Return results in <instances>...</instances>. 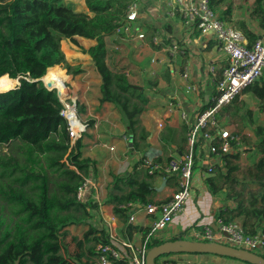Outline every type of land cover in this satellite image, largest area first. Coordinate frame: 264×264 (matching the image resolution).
<instances>
[{"label":"trees","instance_id":"16d2710c","mask_svg":"<svg viewBox=\"0 0 264 264\" xmlns=\"http://www.w3.org/2000/svg\"><path fill=\"white\" fill-rule=\"evenodd\" d=\"M131 1L85 0L87 10H78L71 0H0V78L8 75L20 79V84L11 89L4 90L0 83V91H4L0 92V264H91L103 253L111 264H132L130 250L113 240L105 224L97 219L94 198L78 199L84 177L96 172V161L84 155L82 136L75 140L71 136L57 91L47 89L41 80L35 81L52 69L64 71L69 77L84 71L81 64L69 61L62 49V41L71 40L88 53L100 76V102L113 105L121 122L132 131L133 147L138 152L143 150L150 134L141 122L149 103L146 85L155 87L158 82L148 80L142 85L133 81L125 67L108 59L106 41V36L115 33ZM224 1L210 0V5L217 11ZM244 31L253 43L255 34ZM156 32L153 26L145 32L154 50L169 43L165 38L160 44L154 43ZM78 37L95 42L85 48ZM258 94L264 98V87ZM187 130V125L179 133L173 127L165 128L161 134L163 147L177 143L183 149ZM257 134V150L264 153V127H258ZM144 153L136 154L138 163ZM263 167L264 157L259 165ZM209 180L216 194L218 185L213 178ZM129 184L130 191L112 195L108 201L115 203V213L124 219L129 209L119 204H148L155 192L150 180L130 179ZM255 201L252 195L250 205ZM240 215L246 217V226L250 215L264 218V209H250L241 200L238 213L221 209L216 216L234 221ZM70 225L87 226L83 236L76 239L73 259L64 252L61 242L63 231ZM133 230L139 228L129 225L128 231ZM142 232L145 240L150 227ZM163 241L151 236L147 247ZM105 246L118 249L120 257L102 251Z\"/></svg>","mask_w":264,"mask_h":264},{"label":"crops","instance_id":"0c3cea01","mask_svg":"<svg viewBox=\"0 0 264 264\" xmlns=\"http://www.w3.org/2000/svg\"><path fill=\"white\" fill-rule=\"evenodd\" d=\"M216 9V13L221 19L236 26L244 34V29L253 32L255 41L262 36L264 0H225ZM136 25L138 30H142L144 33L148 26L155 27L157 32L152 41L156 44H160L164 38L169 39V43L166 42L160 49L154 50L149 45L146 35L142 49L138 47L140 41L129 36L117 33L106 36L108 45V37L114 38L115 35L118 37L121 35L120 37L129 39L136 52V60H138L136 62H146L147 76L141 73L142 66L139 63H136L139 67L137 69L133 64L124 65L122 61L112 60L117 63L118 67H125L133 81L142 85H146L148 80L156 79L158 82L155 87L146 85L149 103L141 114V122L150 134L147 138V146L143 150L138 152L130 146L129 130L121 122L120 115L113 105L100 102V76L93 65L94 97L89 96L91 86L83 87L81 84V81L91 79L87 75L83 76L88 69L81 64L82 58L74 60L73 64H81L84 71L75 75L76 77L70 74V78H76L77 92L86 93L85 100L82 101L85 106L84 111L88 116V120H85L86 129L81 133L84 143L83 153L96 161V172L90 176H93L99 183V194L104 205V212L106 216L115 217L114 232L120 240L140 245L144 241L142 230L150 227L154 215L146 212L143 203H123L119 204V207L129 209L124 219L115 213V203L108 201L112 195L130 191V179L134 181L150 180L153 183L155 192L150 203L165 202L179 188L178 175L165 173L149 175L141 162L138 163L136 154L139 156L148 149H158L161 153L160 161L163 162L170 156H183L187 150L186 140L183 143V149H180L177 143H173L172 147L167 149L162 144L161 134L165 128L173 127L179 133L181 127L186 125L180 118L179 112L168 116L166 112L168 102H174L178 109L186 110L192 117L198 111L207 108L210 97L216 91V82L221 77L228 60L226 54L219 48L213 34H202L199 29L184 25L179 18L168 17L167 9L160 0H151L145 5ZM247 41L249 45L255 42L250 43L248 38ZM172 43H177L182 48V52L172 53L169 51ZM145 54H148L146 60H144ZM156 54L164 55L166 64L151 65L150 59ZM110 57L109 52L108 59L111 61ZM211 66L214 67L215 74L210 72ZM151 68L155 70V74L150 72ZM186 70L189 71L190 80L199 86L196 93H185V80L182 75ZM263 87L264 73L254 84L245 88L232 103L221 109L219 114L221 125L229 127L240 136L241 146L233 152L223 154L215 159L214 173L206 179L205 187L197 184L194 196L188 201L184 211L155 237L171 239L181 233L188 237L187 233L195 225L208 222L212 226L216 225L215 219L218 212L224 209L238 213L241 200L250 209L254 207L264 209V167L259 168L264 153L257 150L259 142L257 128L264 127V98L258 94V91ZM255 110L259 112L260 119L256 123L252 116L253 113H256ZM159 122H163L162 127L158 126ZM111 146L114 147L113 150L110 148ZM225 155L230 156L225 158ZM231 167L235 168L230 172ZM211 178L218 185L219 190L216 194H213L210 188L211 181L209 179ZM252 195L256 201L250 205L249 199ZM98 215L97 219L102 222L100 214ZM131 216H134L133 221L130 220ZM245 219L244 215H240L234 221L240 223L249 233L264 231L263 217L250 215L247 225L244 226ZM129 225L136 226L139 230L129 232ZM85 230H87L86 225H70L61 235L63 250L71 259L74 258L77 251L76 239L81 238ZM62 238L70 243H64ZM192 258L198 260L200 257L193 256ZM229 259L215 258V262L218 264H248Z\"/></svg>","mask_w":264,"mask_h":264},{"label":"built area","instance_id":"2783aa9c","mask_svg":"<svg viewBox=\"0 0 264 264\" xmlns=\"http://www.w3.org/2000/svg\"><path fill=\"white\" fill-rule=\"evenodd\" d=\"M150 1L132 0L124 18L115 30L117 34L139 40L140 49L144 48L145 33L138 30L136 22L145 5ZM160 1L164 3L168 17L179 18L184 25L197 28L202 34H213L219 48L226 54L228 62L216 82V91L210 97L208 107L198 111L194 117L190 116L186 110L178 109L174 102H168L166 110L168 116L179 112L180 118L188 127L187 150L183 156H170L163 162L160 161L159 150L153 148L148 149L142 155L141 164L149 175L165 173L179 176V188L171 194L168 200L162 203L143 204L146 212L154 215L150 224V232L143 243L135 245L133 242L123 241L117 237L113 225L115 217L106 216L104 212V205L99 194V183L93 176L84 177V182L77 192L78 199H87L89 196L94 198V202L98 205V214L109 236L130 250L132 264H146L149 238L157 236L184 211L188 201L194 196L197 184L205 187L206 179L214 173L215 159L241 146L240 136L229 127L221 125L219 114L221 109L232 103L245 88L254 84L264 73V27L262 36L249 45L243 31L221 19L210 5V0ZM169 51L182 52V48L177 43H172ZM150 64H166V57L156 54L150 59ZM150 72L155 74L153 68ZM210 72L215 74L213 66L210 67ZM182 76L185 80V93H196L199 86L190 80L189 71L186 70ZM63 115L65 116L64 111ZM86 126L83 123V129L77 133L70 125V134L74 140L81 136ZM158 126L162 127L163 122H159ZM124 137L127 136L124 135ZM110 148L114 149L113 146ZM130 220L133 221L134 216H131ZM215 224L216 229L209 222L195 225L187 233L188 237H184L202 241L226 242L264 255V231L249 233L240 223L226 221L220 217L215 219ZM101 249L110 251L113 257H120V251L112 246H105ZM193 256L200 258L195 260ZM215 258L228 259L212 254H166L159 257L156 264H218ZM229 260L236 261L231 258ZM91 264H111V260L103 253Z\"/></svg>","mask_w":264,"mask_h":264},{"label":"rangeland","instance_id":"374dc122","mask_svg":"<svg viewBox=\"0 0 264 264\" xmlns=\"http://www.w3.org/2000/svg\"><path fill=\"white\" fill-rule=\"evenodd\" d=\"M71 1H73L76 4L78 10H87V6L85 4V0H71ZM78 39H79L80 43L82 44V46L85 47V48H87L90 44L95 42L94 40H89V39L82 38V37H78ZM63 43H64V45H63ZM108 43H109V45H108L109 48L108 49H109V52L111 54V57H110L111 61L113 59H115L117 62L122 61V63L124 65L133 64V65L136 66L137 69H139V67L136 65V63H139V62H136L138 60H136L137 59L136 52L133 49L132 41H130L127 38H122L120 36L118 37V36L115 35L114 38L113 37H108ZM62 49H63V51L65 50L64 53L66 55V58L69 61L72 60V63L75 62L76 59L82 58L81 64L86 69H88L87 71H85L83 76L87 75L91 79H88L87 81H83V82L81 81V84H82L83 87H86V85H88V86L90 85L91 89L89 91V96L90 97H94L95 89L92 86L95 83V81L93 80L94 76H93L92 62L90 60L89 55L83 53L82 48H80L79 46L75 45V43H73L69 39H66V40L62 41ZM147 57H148V54H145L144 60H146ZM139 64H141V66H142L141 69H140V71H142L141 73H143V74H145V76H147L148 72H147V69L145 67L146 66V62L143 61V62H140ZM60 66L63 68V65H60ZM61 72L65 73L64 71H61ZM70 79L71 78L68 77V79H66L64 81L65 86L68 87V91L70 93V97L69 98L66 97L65 99H62V103L64 104L65 107H66V103L64 101L71 102L72 104H74L75 107H76L77 114L79 115V118L81 119V121L85 125L86 124L85 120H88V116L86 115V113L84 111L85 110V106H84V102H82V101L85 100L86 93L77 92V88L78 87H77V84H76V78L75 79L73 78L71 80ZM19 82H20L19 78L17 79V81L15 80V82H14L15 86L19 85L18 84ZM2 86L6 87V85H3V84H2ZM254 112H256V113L255 114L253 113L252 116H254V120H255V123H256V122L260 121L259 112L256 111V110ZM252 119H253V117H252ZM5 150H6V148H5ZM162 238L165 239V240L169 239L167 237H162ZM62 241L64 243H70V242H66V240L63 239V238H62Z\"/></svg>","mask_w":264,"mask_h":264},{"label":"water","instance_id":"95a60500","mask_svg":"<svg viewBox=\"0 0 264 264\" xmlns=\"http://www.w3.org/2000/svg\"><path fill=\"white\" fill-rule=\"evenodd\" d=\"M92 15L93 13L90 12ZM45 75L35 81L41 80L49 90H56L62 101V96L70 97L69 91L63 87H58L52 78L44 79ZM20 84V82H19ZM3 92V91H1ZM129 142L133 147V134L129 130ZM216 229V225H213ZM166 254H212L221 257L231 258L248 264H264V255L256 253L246 248L236 247L232 244L219 241H202L179 236L175 239H167L148 249L146 253V264H156L159 257Z\"/></svg>","mask_w":264,"mask_h":264},{"label":"bare ground","instance_id":"6f19581e","mask_svg":"<svg viewBox=\"0 0 264 264\" xmlns=\"http://www.w3.org/2000/svg\"><path fill=\"white\" fill-rule=\"evenodd\" d=\"M63 45H64V43H63ZM49 77L55 80V83H56V85L58 87H63L65 89H67V91H68V87L65 86L64 81L66 79H68L69 76H67L65 73L59 71L58 69H52L51 71H49L45 75L44 79L47 80ZM15 80L17 81V79H12L8 75H5V76L0 78V83L3 84V85H6V87H3L4 90H6L8 88H11V87L15 86V84H14ZM66 97H67V95H64V96H62V99H65ZM64 102L66 103V109L64 110V114H65L66 118L68 119V122L70 123L72 128L77 133H80V131L83 128V125H82L81 119L79 118V115L77 114L75 105L72 104L71 102H67V101H64Z\"/></svg>","mask_w":264,"mask_h":264}]
</instances>
